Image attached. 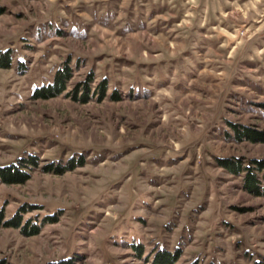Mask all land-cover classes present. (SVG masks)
I'll return each instance as SVG.
<instances>
[{
	"label": "rangeland",
	"instance_id": "obj_1",
	"mask_svg": "<svg viewBox=\"0 0 264 264\" xmlns=\"http://www.w3.org/2000/svg\"><path fill=\"white\" fill-rule=\"evenodd\" d=\"M7 52L0 167L41 164L0 185V216L42 229L0 225V261L152 264L179 250L176 264H264V197L219 163L264 160V141L232 127L264 134V0H0ZM68 61L67 91L34 100ZM90 73L105 98L74 101Z\"/></svg>",
	"mask_w": 264,
	"mask_h": 264
},
{
	"label": "trees",
	"instance_id": "obj_2",
	"mask_svg": "<svg viewBox=\"0 0 264 264\" xmlns=\"http://www.w3.org/2000/svg\"><path fill=\"white\" fill-rule=\"evenodd\" d=\"M12 64L11 55L7 52L5 54L0 53V69H9ZM75 68L71 66V62L63 64L55 73L53 82L36 88L33 92L32 98L34 100H48L63 95L68 87L69 83L74 76ZM94 74L90 73L86 80L78 83L71 91L70 97L79 103H88L92 98L97 95L98 99L105 98L108 88L107 80L102 81L99 87L94 91ZM116 98V97H115ZM113 96V99H115ZM233 131L238 140H249L253 143L263 142L264 134L257 132L252 128L233 125ZM220 165L227 169L231 174L240 176L244 174L243 187L244 189L257 197H264V160H254L250 166L244 167L242 160H221ZM41 164L40 157L36 155H29L27 158L19 159L18 164L0 167V185H21L25 184L31 178L30 172L36 168H39ZM85 165V157H81L80 160L71 159L66 164H49L44 167L46 173H53L56 175H63L67 171L74 170L77 167ZM22 216L16 215L11 220L3 222V216H0V225L4 227L21 228L26 236L38 235L41 232L42 225L30 224L27 222L22 228ZM56 217L46 218L43 223H52L56 221ZM181 251L172 253L170 251L162 250L158 252L153 258L152 264H176L180 258ZM80 259L70 258L63 259L56 262H50L48 264H79ZM0 264H6L0 261Z\"/></svg>",
	"mask_w": 264,
	"mask_h": 264
}]
</instances>
